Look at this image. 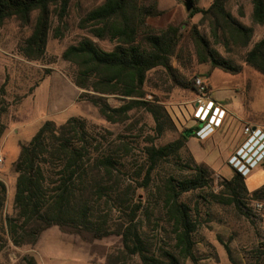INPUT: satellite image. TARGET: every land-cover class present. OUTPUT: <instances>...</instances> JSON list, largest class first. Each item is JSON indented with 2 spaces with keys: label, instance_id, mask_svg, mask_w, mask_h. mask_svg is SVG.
Instances as JSON below:
<instances>
[{
  "label": "trees",
  "instance_id": "1",
  "mask_svg": "<svg viewBox=\"0 0 264 264\" xmlns=\"http://www.w3.org/2000/svg\"><path fill=\"white\" fill-rule=\"evenodd\" d=\"M74 1L0 0V27L13 19L19 27L29 28L18 53L27 61H41L53 19L57 21L54 37H62ZM177 1L191 7L189 19L201 15L198 23L190 25L187 39L196 63L209 66L207 76L215 69L241 73L242 65L217 46L248 48L253 27L233 16L229 0H212L206 8L197 5L200 0ZM249 1L252 22L263 25L264 0ZM163 13L158 0H101L80 15L77 27L85 35L61 53V59L75 68L71 81L80 90L78 100L95 107L107 123L126 125L129 131L134 127L133 115L145 112L153 120L152 134L144 138L138 157L131 136H114L85 118L71 117L62 124L45 121L28 143H20L12 164L14 214L4 222L13 246H34L44 231L56 226L89 243L91 254L98 248L95 241L118 237L119 246L106 253L104 264H130L133 258L138 259L136 264H184L186 259L199 264L195 245L202 213L209 216L208 209L215 204L233 207L248 218L258 210L254 204H264V185L249 191L245 177L237 173L216 180L205 163L188 153L183 134L157 143L175 130V123L159 95L148 98L149 74L161 70L171 87L203 96L197 76L187 78L173 64L175 60L187 68L181 66L187 62L181 59L185 39L181 25L149 23ZM200 25H206L207 34ZM94 39L109 41L113 47L105 50ZM243 62L264 76V35L244 53ZM202 84L209 96V87ZM5 95L1 85L0 139L7 129ZM110 96L121 103L109 105ZM171 163L179 170H168ZM187 194L195 195L193 204L182 199ZM5 197L6 186L0 180V211ZM224 247L230 262L237 264L229 247ZM18 264L37 262L27 254Z\"/></svg>",
  "mask_w": 264,
  "mask_h": 264
},
{
  "label": "rangeland",
  "instance_id": "2",
  "mask_svg": "<svg viewBox=\"0 0 264 264\" xmlns=\"http://www.w3.org/2000/svg\"><path fill=\"white\" fill-rule=\"evenodd\" d=\"M100 1H74L69 9L62 37H54L56 35L53 30L57 21L53 19L45 57L38 62L27 61L18 53L19 44L30 33L29 28L19 27L13 19L7 20L0 27V86H4L5 100L9 106L5 116L7 129L0 139V157L3 158L0 180L6 186L5 202L0 211V264H18L20 258L27 254L34 256L37 264H104L106 253L119 246L118 237L110 236L95 241L98 248L91 254L89 243L77 235L64 234L53 226L40 235L36 245L15 247L5 233L4 222L5 217L14 214L16 175L12 171V164L19 154V145L28 143L45 121L62 124L71 117L85 118L97 129L109 130L114 136H131L130 140H133L134 152L138 157L141 156L144 138L147 134H152L153 120L145 112L133 115L131 121L134 127L131 132L126 125L107 123L95 107L87 102H80V90L71 81L75 68L61 59L63 50L85 35L77 27L80 15ZM211 1L200 0L197 5L206 8ZM158 8L164 11L163 15L150 18L149 23L157 27L181 25L185 35L181 59H187V62H182L181 66L184 64L187 68L180 67L175 60L174 66L187 78L196 75L199 82L209 87L208 97L225 110L220 129H214L204 139L189 136L185 141V148L196 162L205 163L212 170L216 180L229 179L234 172L228 166L227 159L247 138L245 129L258 128L264 131V76L243 62L244 53L264 35V24L252 22V5L249 0H229L228 8L233 16L253 27V39L246 49L229 50L217 46L224 56L242 65L241 73L230 75L215 69L208 77L209 66L196 63L191 55L192 45L187 39L190 25L198 23L201 15L197 14L189 19L185 3L177 0H158ZM199 29L204 34L208 33L206 25H200ZM94 40L105 50L113 47V43L109 41ZM146 88L149 99L153 95H159L175 123V130L166 132L157 141L158 144L180 138L183 132L192 130L194 125L198 128L203 126L195 118L196 102L200 99L195 91L171 87L161 70L149 74ZM107 102L111 106L121 103L112 96L108 97ZM168 170H179V167L171 163ZM245 185L249 191L264 185V164L250 171L245 177ZM182 199L193 204L195 195L187 194ZM257 209L253 211V217L248 218L233 207L214 204L208 209L209 216L204 215L203 209L195 245L199 264H233L228 259L224 244L229 247L237 264H264V204ZM129 262L136 264L138 259L133 258ZM184 264L192 263L186 259Z\"/></svg>",
  "mask_w": 264,
  "mask_h": 264
},
{
  "label": "built area",
  "instance_id": "3",
  "mask_svg": "<svg viewBox=\"0 0 264 264\" xmlns=\"http://www.w3.org/2000/svg\"><path fill=\"white\" fill-rule=\"evenodd\" d=\"M198 89L199 92L203 94V96H201L200 99L196 102L195 118L198 123H204V125L202 128L198 129V131L196 132V137L198 139H204L207 135L213 132L214 129H217L221 126L222 120L224 119L223 115L225 114V110L205 95V86L201 82H198ZM211 110H213L212 113ZM245 131L247 132L246 140L227 159V164L228 166H230L233 172L240 174L243 177H246L253 168L262 164V162L264 161V156L262 157V154H264V148L250 162L249 156H247L244 161L240 159L245 156V151L250 148L251 145H249L248 148L244 150L254 134L258 133L260 137H263L264 142L263 130H260L258 128H246ZM252 153H254V151ZM260 157H262L261 160H259ZM2 162L3 158L0 157V164H2ZM256 206L257 208L262 207V205L258 203L256 204Z\"/></svg>",
  "mask_w": 264,
  "mask_h": 264
},
{
  "label": "clouds",
  "instance_id": "4",
  "mask_svg": "<svg viewBox=\"0 0 264 264\" xmlns=\"http://www.w3.org/2000/svg\"><path fill=\"white\" fill-rule=\"evenodd\" d=\"M213 112V110H211V113ZM203 127V126H202ZM201 127V128H202ZM250 146L249 149L248 146ZM264 148V142H263V137H260L258 133L254 134L252 136V139L248 142L247 146L244 148L245 151V156L243 158H240L242 161H244V159L249 156L250 159H249V162L255 158V156ZM254 151V153H252ZM264 156V154H262V157ZM259 158V160H261V158ZM259 160H256V161H259Z\"/></svg>",
  "mask_w": 264,
  "mask_h": 264
},
{
  "label": "water",
  "instance_id": "5",
  "mask_svg": "<svg viewBox=\"0 0 264 264\" xmlns=\"http://www.w3.org/2000/svg\"><path fill=\"white\" fill-rule=\"evenodd\" d=\"M185 6H186V10L189 11L190 6L187 5V4ZM183 135L188 138L189 136L192 135V131L191 130H187V131L183 132Z\"/></svg>",
  "mask_w": 264,
  "mask_h": 264
},
{
  "label": "flooded vegetation",
  "instance_id": "6",
  "mask_svg": "<svg viewBox=\"0 0 264 264\" xmlns=\"http://www.w3.org/2000/svg\"><path fill=\"white\" fill-rule=\"evenodd\" d=\"M212 100H213V99H212ZM213 101H214V100H213ZM214 102H215V101H214ZM202 124L204 125V123H202ZM197 131H198V130H197V126L194 125V126L192 127V135H195V136H196V132H197ZM245 140H246V139H245ZM245 140H244V141H245Z\"/></svg>",
  "mask_w": 264,
  "mask_h": 264
},
{
  "label": "bare ground",
  "instance_id": "7",
  "mask_svg": "<svg viewBox=\"0 0 264 264\" xmlns=\"http://www.w3.org/2000/svg\"><path fill=\"white\" fill-rule=\"evenodd\" d=\"M225 114L223 115V118H224Z\"/></svg>",
  "mask_w": 264,
  "mask_h": 264
},
{
  "label": "crops",
  "instance_id": "8",
  "mask_svg": "<svg viewBox=\"0 0 264 264\" xmlns=\"http://www.w3.org/2000/svg\"><path fill=\"white\" fill-rule=\"evenodd\" d=\"M217 129H220V128H217ZM236 150V149H235Z\"/></svg>",
  "mask_w": 264,
  "mask_h": 264
}]
</instances>
